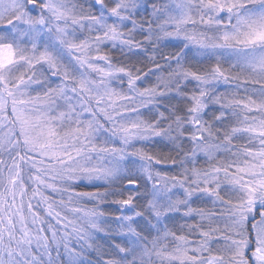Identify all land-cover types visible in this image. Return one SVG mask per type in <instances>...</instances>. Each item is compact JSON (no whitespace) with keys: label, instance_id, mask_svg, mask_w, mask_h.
Instances as JSON below:
<instances>
[{"label":"snow or ice","instance_id":"obj_1","mask_svg":"<svg viewBox=\"0 0 264 264\" xmlns=\"http://www.w3.org/2000/svg\"><path fill=\"white\" fill-rule=\"evenodd\" d=\"M0 264H264V0H0Z\"/></svg>","mask_w":264,"mask_h":264},{"label":"rangeland","instance_id":"obj_2","mask_svg":"<svg viewBox=\"0 0 264 264\" xmlns=\"http://www.w3.org/2000/svg\"><path fill=\"white\" fill-rule=\"evenodd\" d=\"M91 205H89V207H90Z\"/></svg>","mask_w":264,"mask_h":264}]
</instances>
